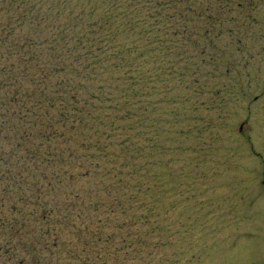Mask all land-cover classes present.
<instances>
[{"label": "trees", "instance_id": "1", "mask_svg": "<svg viewBox=\"0 0 264 264\" xmlns=\"http://www.w3.org/2000/svg\"><path fill=\"white\" fill-rule=\"evenodd\" d=\"M251 3L0 0V264L116 263L164 232L145 197L165 79L197 92Z\"/></svg>", "mask_w": 264, "mask_h": 264}, {"label": "rangeland", "instance_id": "2", "mask_svg": "<svg viewBox=\"0 0 264 264\" xmlns=\"http://www.w3.org/2000/svg\"><path fill=\"white\" fill-rule=\"evenodd\" d=\"M243 6L245 25H230L215 41L224 57H205L197 92L184 88L188 78L165 79L145 197L164 232L109 264H264V0ZM0 143L14 139L0 136Z\"/></svg>", "mask_w": 264, "mask_h": 264}, {"label": "flooded vegetation", "instance_id": "3", "mask_svg": "<svg viewBox=\"0 0 264 264\" xmlns=\"http://www.w3.org/2000/svg\"><path fill=\"white\" fill-rule=\"evenodd\" d=\"M255 100H256V98H255ZM238 129H239V132H241L243 130V127H238ZM261 185L264 186V182H261Z\"/></svg>", "mask_w": 264, "mask_h": 264}]
</instances>
